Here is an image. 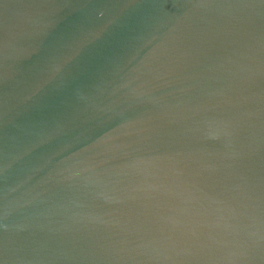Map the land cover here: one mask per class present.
<instances>
[{"label": "water", "instance_id": "obj_1", "mask_svg": "<svg viewBox=\"0 0 264 264\" xmlns=\"http://www.w3.org/2000/svg\"><path fill=\"white\" fill-rule=\"evenodd\" d=\"M0 264H264V0H0Z\"/></svg>", "mask_w": 264, "mask_h": 264}]
</instances>
